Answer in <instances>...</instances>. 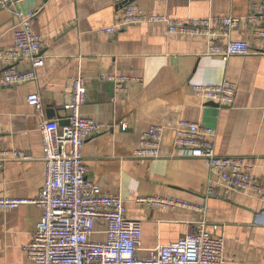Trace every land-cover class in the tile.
I'll list each match as a JSON object with an SVG mask.
<instances>
[{"label": "crops", "instance_id": "0c3cea01", "mask_svg": "<svg viewBox=\"0 0 264 264\" xmlns=\"http://www.w3.org/2000/svg\"><path fill=\"white\" fill-rule=\"evenodd\" d=\"M133 1L173 18L241 17L240 25L227 35L222 32L217 43L251 39L261 24L245 20L253 0ZM119 6L116 0H15L0 7V48L14 46L20 11H36L32 28L46 39L40 51L45 64L37 79L0 87V147L30 155L11 158L0 170V197L30 200L0 208V264H33L25 246L34 237L42 209L31 201L44 185L46 167L39 123L41 118L67 122L71 79L80 75L87 86L81 114L103 125L83 149L88 177L103 192L119 194L127 216L142 221L138 256L148 257L156 247L204 225L225 238L226 264H264V199L253 193L225 195L218 186L209 195L208 183L218 182V176L202 158L182 156L174 146V127L182 119L214 127L216 152L253 158L255 174L264 183V53L224 60L207 53L206 37L170 34L165 22L101 33L100 28L113 24ZM16 66L25 71L30 62L23 59ZM123 77L142 82H124ZM225 77L238 87L231 105L204 100L192 90V84H216ZM31 93H40L42 113L28 103ZM153 123L164 126L161 156L136 158L134 152ZM137 195L179 197L203 209H146L135 203ZM105 238L103 224L96 223L92 239Z\"/></svg>", "mask_w": 264, "mask_h": 264}, {"label": "built area", "instance_id": "2783aa9c", "mask_svg": "<svg viewBox=\"0 0 264 264\" xmlns=\"http://www.w3.org/2000/svg\"><path fill=\"white\" fill-rule=\"evenodd\" d=\"M7 0H0L3 5ZM119 8L113 24L100 28L105 34L115 33L135 23L165 22L170 34L203 36L209 41V55L227 60L233 55L264 53V0H253L247 21L258 20L251 39H229L226 43L215 42L223 32L238 27L242 21L238 16H206L173 18L143 10L133 0H116ZM36 11L17 12L19 22L15 30V43L11 48H0V62L5 68L0 71V87H14L38 77V69L45 64L40 51L46 43L43 35L34 32L31 19ZM28 59L30 67L21 71L16 62ZM122 81L139 82V78H119ZM72 100L65 105L69 110L67 122L41 118L39 130L42 136L45 182L36 199L42 209L34 237L25 246L33 264H226L225 238L214 235L201 225L189 231L177 241L163 244L152 250L148 257L138 256L142 241L143 223L129 218L126 206L119 194L102 191L88 177L83 149L86 141L102 131L101 124L81 114L86 101L87 86L80 75L70 83ZM194 94L204 100L221 105H231L237 95V84L225 77L216 84H192ZM28 103L38 113L43 112L40 93H31ZM126 123H123V127ZM174 146L182 156L202 158L218 182L210 180L208 194H215L221 187L225 195L234 192L253 193L264 199V183L255 174V161L244 155H221L215 150L216 129L201 123L182 119L174 127ZM164 126L150 124L143 134L134 156L139 159H154L161 156L160 147ZM11 158L28 159L22 150L0 147V170ZM30 202L28 199L0 197V208L9 209ZM135 203L146 209L163 207L168 209L191 208L202 210L188 200L174 196L137 195ZM104 226L106 238L93 240L96 223Z\"/></svg>", "mask_w": 264, "mask_h": 264}, {"label": "water", "instance_id": "95a60500", "mask_svg": "<svg viewBox=\"0 0 264 264\" xmlns=\"http://www.w3.org/2000/svg\"><path fill=\"white\" fill-rule=\"evenodd\" d=\"M12 1H15V0H7V1L5 2V4L11 3ZM1 6H3V3L0 2V7H1ZM71 100H72V95H71ZM71 100H70V102H71ZM68 104H69V103H68Z\"/></svg>", "mask_w": 264, "mask_h": 264}]
</instances>
